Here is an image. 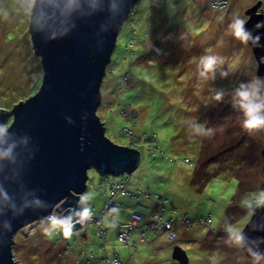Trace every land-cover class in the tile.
I'll return each instance as SVG.
<instances>
[{"label":"rangeland","instance_id":"1","mask_svg":"<svg viewBox=\"0 0 264 264\" xmlns=\"http://www.w3.org/2000/svg\"><path fill=\"white\" fill-rule=\"evenodd\" d=\"M256 1L139 0L122 23L105 68L96 110L104 134L116 144L129 146L122 130L132 127L144 150L131 173L101 176L88 169L83 194H93L89 204L94 217L108 201L100 182L105 187L128 179L129 188H149L167 197L170 203L162 217L175 221L176 241H168L164 231H145L143 240L134 233L126 244L116 228L105 226L106 215L101 219L104 241L94 223L68 238L50 237L40 220L15 232L12 252L17 264H105L104 258H112L114 252L124 264H178L171 256L175 243L185 250L188 264H251L250 257L230 245L226 228L234 225L241 230L252 203L264 204L259 197L264 192L260 154L264 129L242 127L241 114L232 107L229 93L241 82L264 79V74H256L250 46L235 40L229 25L236 17L245 20V9ZM24 2L0 0V109H11L13 103L35 92L41 81L40 59L28 32L30 13L19 7ZM130 41L132 56L125 50ZM205 55L219 58L208 79L201 78L198 69ZM124 74L127 88L119 101L117 82ZM217 91L224 92L220 101L214 99ZM122 102L124 110L135 112L133 122L122 113ZM11 120L10 116L4 124ZM193 120L211 134L195 136L190 127ZM151 134L155 141L146 139ZM138 205L153 211L161 202L118 196L113 207L118 210L117 221L126 222ZM182 216L188 220V229L178 223ZM208 216L209 222H201Z\"/></svg>","mask_w":264,"mask_h":264},{"label":"water","instance_id":"2","mask_svg":"<svg viewBox=\"0 0 264 264\" xmlns=\"http://www.w3.org/2000/svg\"><path fill=\"white\" fill-rule=\"evenodd\" d=\"M138 1L79 0L75 11L54 19V39H48V31L43 36L37 33L33 26L39 14L47 19L52 10L42 8L39 0L32 8L28 32L40 59L41 81L35 92L13 103L8 114L0 109V122L12 117L5 125L10 127L9 135L0 142V151L13 147L10 158L0 159V264H17L12 252L17 230L49 212L66 214L76 207L86 188L88 169L101 176H118L137 168L140 152L107 138L96 110L117 34ZM261 4L257 0L244 11V27L261 37V47L249 45L259 76L264 74V29L254 26L264 20ZM260 154L264 157V142ZM36 199L45 202L44 210H36ZM84 224H76L73 230ZM241 230L248 237V248L258 244L264 251V243L259 242L264 241V204L251 208ZM171 256L178 264H188L185 250L178 245Z\"/></svg>","mask_w":264,"mask_h":264},{"label":"clouds","instance_id":"3","mask_svg":"<svg viewBox=\"0 0 264 264\" xmlns=\"http://www.w3.org/2000/svg\"><path fill=\"white\" fill-rule=\"evenodd\" d=\"M36 2L37 0H26V2L21 3L19 7L21 11L27 10L30 13ZM124 2H126V0H124ZM39 3L42 5V8H48L52 11L47 14V19L39 14L33 25L34 29L42 36L48 31L50 33L48 39H54V19L58 16H64L75 11L78 7L79 0H39ZM246 23L247 21L244 19L239 17L234 18L229 25L231 36L242 44L252 47H261V37L259 35L254 36L251 30L246 29L244 27ZM254 27L257 30L264 29V20L258 22ZM218 59L219 58L214 55L200 57L198 63L199 76L208 79L210 74H214ZM222 75H227V73H222ZM229 95L231 97L232 107L241 114L242 127L245 130L254 131L264 129V79L254 78L247 82H241L231 90ZM223 96V91H217L214 99L220 101L223 99ZM85 117L86 114L82 119ZM66 119L67 123H72L71 119ZM190 127L195 136L211 134L210 129L204 128L195 120L190 122ZM9 128V126H5L3 122H0V142L6 140L9 135ZM12 155L13 147L0 151V159H8ZM259 197L261 203H264V192H261ZM92 199L93 194H83L78 198L76 207L66 214L49 212L47 216L42 217L41 224L43 225L44 234L50 237L56 234L65 238L70 237L76 224H84L92 218V208L89 204ZM34 203L37 205L36 210H44V201L36 199ZM109 215L112 219L108 220L106 217L105 226L115 229L117 227L116 220L118 219V210L112 209ZM4 227L6 229L10 228L8 224H5ZM226 232L230 245L245 251L251 259V264H264V251L259 249L258 244L255 249L248 248V237L242 230L234 225H230L226 228ZM259 242L264 243V241Z\"/></svg>","mask_w":264,"mask_h":264},{"label":"built area","instance_id":"4","mask_svg":"<svg viewBox=\"0 0 264 264\" xmlns=\"http://www.w3.org/2000/svg\"><path fill=\"white\" fill-rule=\"evenodd\" d=\"M129 45H132L131 41L125 45L126 46L125 50H127V52L132 49V47ZM122 78H123L122 79L123 81L120 80V82H117L116 95L118 97L121 96L122 91L127 88L125 84V76L123 75ZM119 101H122L120 97H119ZM110 105H111L110 107H112V104ZM122 105H123V108H121L122 113H124L125 116L131 122H133L134 118L136 117L135 112L132 111V113L130 114L127 110H124L125 105L123 104V102H122ZM122 132L129 137V141H130L129 146L136 148L141 154L144 148L139 147L138 145L139 138L135 136L133 128L125 127L123 128ZM146 139H151L152 141H154L155 134H151L150 136H147ZM184 161L188 163L189 165H191V161L189 158H184ZM127 183H128V179H120L118 182H115V183H110V184L106 183L105 187H103V183L100 182L99 186L102 187L104 189V192L108 194V201L103 204V207L99 211L98 217H94L92 213V218L89 221L85 222L84 226L81 229L85 228L90 223L96 224L97 232L100 238L104 241L105 229L103 228V225L101 224V219L103 218L104 215L107 216L108 220L112 219L109 213L111 212V210L113 209L115 205V198H117L119 195H130L135 198H139V197L149 198L152 196L154 199H159V196L157 194L151 193L149 190H140V189L131 190L130 188H128ZM255 204L256 202L254 201L252 205L254 206ZM146 209L147 208L144 207L141 209L134 210L133 212L130 213L129 219L124 223L118 222L116 220V223H117L116 229H117L118 238L122 242L129 244L130 236L134 233L139 235L140 240H143L145 231L157 232L161 230L165 232V235L168 241L170 242L176 241L177 233L172 228L173 225L175 224V221L173 219L162 220L161 215H160V210H162V208L158 210H154L153 212H151L149 216L146 213ZM172 210L174 211V209ZM52 213H56V212L53 211ZM209 220H210L209 216L207 217V219L201 218V222L203 223H207L209 222ZM178 223L179 225L182 224V226L185 229L189 228L188 220L185 218V216H182V218L180 219ZM79 230H73V233L76 234ZM134 244L135 243L132 242V245ZM66 245L69 247V250L72 249L71 244H66ZM103 247H104V244H103ZM64 252L66 253V248ZM79 258H80V255H77L76 260H79ZM104 262L105 264H123L118 253L116 252L113 253L112 258L105 257Z\"/></svg>","mask_w":264,"mask_h":264},{"label":"trees","instance_id":"5","mask_svg":"<svg viewBox=\"0 0 264 264\" xmlns=\"http://www.w3.org/2000/svg\"><path fill=\"white\" fill-rule=\"evenodd\" d=\"M134 30L133 29H131L130 30V32H133ZM134 34H135V31H134ZM128 53V55L129 56H132L133 55V49H131L130 51H128L127 52ZM124 76H125V84H126V79H127V77H126V75L124 74ZM126 86H127V84H126ZM9 110L10 109H7V108H5V109H3L2 110V113H4V114H8L9 113ZM147 137V136H146ZM155 141V140H154ZM156 143V142H155ZM156 147H158L157 146V144H156V146H154V149L156 148ZM153 154H154V152H152ZM192 164V163H191ZM197 176H198V173H195L194 174V180L197 178ZM127 185H128V183H127ZM129 188V187H128ZM131 190H135V189H132V188H130ZM140 190H149L151 193H154V194H157L158 196H159V199H154L152 196L151 197H149L150 199H152V200H155V201H159V202H161V206L159 207V208H155L154 210H158V209H161L162 208V210H160V215H161V219L162 220H168V219H163V217H162V214H163V212L165 211V205H167V204H169L170 202H169V199L167 198V197H164V196H161L160 194H158V193H156V192H154V191H151L149 188H146V189H140ZM119 196H125V195H119ZM128 196H130V195H128ZM130 197H132V196H130ZM132 198H135V197H132ZM140 198V197H139ZM137 199V198H136ZM256 202V201H255ZM256 204H258V203H256ZM115 205H116V198H115ZM114 205V206H115ZM147 209H146V213H147V215L149 216L150 214H151V212H153V211H149V209H148V207H146ZM171 209H174V207H171ZM175 210V209H174ZM171 219V218H170ZM209 219H210V217H209ZM175 225V224H174ZM174 225H173V230H174ZM161 231V230H160ZM175 231V230H174ZM158 232V231H157ZM157 232H153V233H157ZM176 232V231H175ZM135 243V242H134ZM124 264V263H123Z\"/></svg>","mask_w":264,"mask_h":264},{"label":"crops","instance_id":"6","mask_svg":"<svg viewBox=\"0 0 264 264\" xmlns=\"http://www.w3.org/2000/svg\"><path fill=\"white\" fill-rule=\"evenodd\" d=\"M144 207H147V206L138 205V206L136 207V209H141V208H144Z\"/></svg>","mask_w":264,"mask_h":264},{"label":"bare ground","instance_id":"7","mask_svg":"<svg viewBox=\"0 0 264 264\" xmlns=\"http://www.w3.org/2000/svg\"><path fill=\"white\" fill-rule=\"evenodd\" d=\"M35 223V222H34ZM34 223H31V224H34ZM30 225V224H29Z\"/></svg>","mask_w":264,"mask_h":264}]
</instances>
